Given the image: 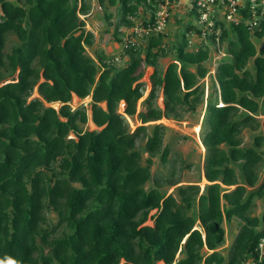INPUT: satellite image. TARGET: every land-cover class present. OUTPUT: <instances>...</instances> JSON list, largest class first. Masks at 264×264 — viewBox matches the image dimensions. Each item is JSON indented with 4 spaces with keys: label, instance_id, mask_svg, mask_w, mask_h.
<instances>
[{
    "label": "trees",
    "instance_id": "1",
    "mask_svg": "<svg viewBox=\"0 0 264 264\" xmlns=\"http://www.w3.org/2000/svg\"><path fill=\"white\" fill-rule=\"evenodd\" d=\"M93 2L105 8L107 24V7L120 16L113 36L127 47L117 60L86 52L94 37L80 16ZM141 7L149 11L139 24L146 28L156 10L148 0H0V264H264L257 249L264 208L252 216L264 198V44L253 41L264 37L262 6L257 25L247 3L236 23L217 20L204 35L198 12L187 8L194 25L172 43L175 60L163 72L166 34L148 35L144 51L129 43L132 34L118 38ZM9 35L17 42L6 53ZM187 36L217 39L228 55L216 67L218 94L200 127L202 191L199 181L175 179L174 161L163 176L151 172L154 157L164 167L170 156L160 122L203 104L197 82L208 73L209 47L188 50ZM158 91L163 108L154 105ZM73 95L90 96L95 130L83 129L87 109H72ZM134 115L140 124L130 130ZM246 129L251 145L241 138ZM234 218L241 223L223 254V226Z\"/></svg>",
    "mask_w": 264,
    "mask_h": 264
},
{
    "label": "rangeland",
    "instance_id": "2",
    "mask_svg": "<svg viewBox=\"0 0 264 264\" xmlns=\"http://www.w3.org/2000/svg\"><path fill=\"white\" fill-rule=\"evenodd\" d=\"M15 1V0H12ZM264 1V0H263ZM189 0H182V2L172 10L171 17L168 21V26L165 28L166 34L163 39V43L165 45V49L167 54L165 57H160L158 59V69L160 72H163L167 65L175 60L174 48L172 47V43L178 42L181 39V34L184 32L185 26L188 23L194 25V17L189 15L188 10H186L188 6ZM107 12L112 14V19L108 24L105 22V8H100L96 2L92 3V8L87 16H80V18L85 20V29L93 33V44L90 47L86 48V52L95 57V53L97 51H102L105 55L112 56L113 59L120 57V53L122 50L123 43L118 42L113 34L115 31V26L117 25L120 16L116 11V7H107ZM146 7H141L139 9V13L135 18H131L134 26L131 28H121L119 30L118 38H126L130 36V32L134 27H140V23L142 20L149 19V13ZM197 27V26H196ZM148 36L142 35L139 39V44H141V48L144 51L146 47V41ZM188 40V50H195L198 48L199 44L206 43L209 47L210 57L208 61L205 63L208 67V73L203 78L198 80L197 85L202 91V101L203 104H199L196 108L195 112L185 111L182 115L177 119H168L162 120L160 123L165 125L166 133L163 137L164 143L169 145L170 156L168 162L163 166L160 165L158 157H154L152 159V167L151 172L155 177L163 176L167 173L170 165L174 161L176 163V174L175 179L177 181L186 182L199 181L198 185L200 187V191H202L204 184L206 183L201 177V166L203 162V157L205 155V150L201 144V133L200 127L201 123L204 121L205 110L207 100L209 98H214L215 94H218V88L214 81V75L216 71V67L220 60L228 58L227 53H225V44L219 43L217 39L213 42H210L207 39H199L195 36H187ZM257 49H259L264 44V37L260 40H253ZM17 40L14 36L9 35L8 41L6 42L5 52H9L11 46L16 43ZM127 58H123V60L119 59L115 62V67H122L126 64ZM190 70H194V67H189ZM152 72V68H147L145 75L141 79V81L145 82V90L143 94V98L147 96L150 86L148 83V76ZM37 97L36 92L34 91L32 94V98ZM89 97L80 99L75 95L72 96L70 106L72 109H75L79 106H83L87 109L88 121L83 126L84 130L92 131L95 130L96 127L91 123L89 115H90V101ZM163 95L160 91L157 92L156 100L154 105L159 108H163ZM59 103L52 104V107L58 109ZM138 109L141 110V105L138 106ZM128 126L129 129L132 130L136 126L140 124L137 115L133 117H128ZM159 122H152L147 125L151 127L153 124H157ZM199 127V130L196 131L195 128ZM151 128H148V132ZM253 133H250L249 130H243L241 134V138L244 145L252 144ZM144 142H141L143 145ZM264 147V146H263ZM143 161L145 160V155H142ZM188 165V167H186ZM259 177L260 182L264 179V164L259 167ZM174 187L168 189V193L172 192ZM255 208L252 213L253 215H260L262 209L264 208V198L261 200H256ZM154 211L151 212L153 214ZM48 216L54 220L55 217L52 214H48ZM241 222L237 219H232L230 223H224V236L225 242L220 250L223 254H225L233 241V238L236 235L238 226ZM146 225L151 226L153 224L152 220H147L145 222Z\"/></svg>",
    "mask_w": 264,
    "mask_h": 264
},
{
    "label": "built area",
    "instance_id": "3",
    "mask_svg": "<svg viewBox=\"0 0 264 264\" xmlns=\"http://www.w3.org/2000/svg\"><path fill=\"white\" fill-rule=\"evenodd\" d=\"M182 0H148V3L155 8L154 22L152 25L144 27H134L130 34L132 38L129 40L131 45L139 43V38L142 35L148 36L150 34L165 33V28L168 26V21L171 17L172 10L175 9ZM249 4V10L253 12V19L250 20L251 25H257L256 9L262 6L260 16L264 15V1L263 0H189L187 8H195L199 16L196 24L202 30V34H207L215 28L217 20L223 22H237V17L241 9L246 8ZM186 8V9H187ZM217 30H215V34ZM127 47V43L123 45ZM118 58H116L117 60ZM71 138V136H70ZM257 249L259 255L264 254V238L260 240ZM248 264H255L250 261Z\"/></svg>",
    "mask_w": 264,
    "mask_h": 264
},
{
    "label": "crops",
    "instance_id": "4",
    "mask_svg": "<svg viewBox=\"0 0 264 264\" xmlns=\"http://www.w3.org/2000/svg\"><path fill=\"white\" fill-rule=\"evenodd\" d=\"M91 56L94 57L93 55H91ZM89 101H91V98H89ZM101 106L104 108V107H105V104L102 103ZM89 118H90V115H89ZM89 121H91V120H89ZM91 123H92V122H91Z\"/></svg>",
    "mask_w": 264,
    "mask_h": 264
},
{
    "label": "bare ground",
    "instance_id": "5",
    "mask_svg": "<svg viewBox=\"0 0 264 264\" xmlns=\"http://www.w3.org/2000/svg\"><path fill=\"white\" fill-rule=\"evenodd\" d=\"M195 130L198 131L199 130V127H196ZM203 180L206 182V180L204 178H203Z\"/></svg>",
    "mask_w": 264,
    "mask_h": 264
}]
</instances>
